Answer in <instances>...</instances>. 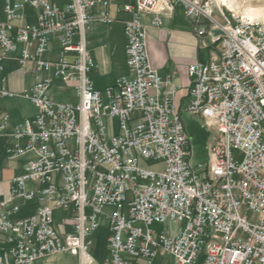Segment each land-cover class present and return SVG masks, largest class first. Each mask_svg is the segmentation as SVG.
I'll use <instances>...</instances> for the list:
<instances>
[{
  "label": "built area",
  "instance_id": "2783aa9c",
  "mask_svg": "<svg viewBox=\"0 0 264 264\" xmlns=\"http://www.w3.org/2000/svg\"><path fill=\"white\" fill-rule=\"evenodd\" d=\"M177 6L197 36L208 33L216 44L208 61L188 66L185 111L215 131L197 165L174 99L179 86L152 65L144 21L152 14L150 26L161 27ZM112 8L130 14L129 73L103 93L90 76L96 63L86 32L93 20L112 23ZM217 9L223 22L210 0H4L0 98L26 97L37 112L13 126L6 148L9 160L31 156L0 200V264H35L66 250L91 264L92 236L103 224L102 264H152L160 252L178 264H264V28ZM202 20L208 26L198 27ZM12 57L35 73L20 92L3 73ZM55 79L76 102L51 97ZM10 125L2 113L0 139ZM31 202L35 211L16 218ZM57 210L71 233L59 231ZM166 223L175 227L154 233Z\"/></svg>",
  "mask_w": 264,
  "mask_h": 264
},
{
  "label": "crops",
  "instance_id": "0c3cea01",
  "mask_svg": "<svg viewBox=\"0 0 264 264\" xmlns=\"http://www.w3.org/2000/svg\"><path fill=\"white\" fill-rule=\"evenodd\" d=\"M3 7L4 0H0V19L4 18ZM29 12L27 20L34 21L33 11L29 10ZM111 12L115 18L112 23L105 24L99 20H93L86 32L87 49L96 63V68L91 72L90 76L94 87L103 93L106 92L108 87L115 84L118 77L129 73L126 63L124 27L125 21L130 18V14L123 11L117 12L114 8L111 9ZM151 17L152 14L144 17L148 34L150 59L154 68L162 76L170 75L172 84L179 86L175 91L174 99L182 113L189 98L191 77L188 74V66L193 62L208 61L211 54L216 50V44L213 43L211 35L208 33L201 37L197 36L195 29H193L195 24L186 17L182 6H177L173 12L163 15V25L161 27L150 26ZM201 26H208V23L202 20L198 27ZM205 52H208L207 60L203 58ZM3 73L9 78V86L15 92H20L27 87L28 77L35 78L33 66L31 64L21 66L14 57L5 60ZM55 83L69 88L75 96L73 89L59 79H55L50 94L53 90L55 91ZM4 112L10 115L11 125L6 131V135L0 139V200L8 197L11 180L24 172L27 159L31 156L30 153H27L18 159L9 160L7 158L6 148L14 143V138L10 135L13 131V126L27 117L35 115L37 109L33 114L17 116L14 111H6L0 107V116ZM24 142L22 141V143ZM36 207V202L28 203L15 217L26 216L35 211ZM63 215L64 213L62 212L59 222L57 223L56 221L57 227L62 234L71 233L73 229L71 225L61 223ZM97 231L93 236L96 235ZM105 233V245L108 253L102 256H93L94 261L91 264H102L109 257L107 227L105 228ZM35 264H81V261L78 255L66 250L38 259Z\"/></svg>",
  "mask_w": 264,
  "mask_h": 264
},
{
  "label": "rangeland",
  "instance_id": "374dc122",
  "mask_svg": "<svg viewBox=\"0 0 264 264\" xmlns=\"http://www.w3.org/2000/svg\"><path fill=\"white\" fill-rule=\"evenodd\" d=\"M212 2L214 16L219 22H223V17L219 13L217 7L221 6L223 11L227 13H236L240 16H244L245 9L249 7L253 8H264V0H227V4L224 5L219 0H210ZM30 12H26L25 15L29 16ZM254 21L259 22L264 28V18H258ZM204 60L208 59V52L204 53ZM9 73V72H8ZM35 80V78L28 77L26 82V88ZM55 91L53 90L51 95L55 100L58 101H69L76 102V98L71 90L64 85L55 83ZM23 90V89H22ZM0 107L6 111H14L17 116L30 115L36 112V109L31 102L23 96H16L14 98H3L0 99ZM182 119L185 122L186 130L188 131L191 140L194 143V158L193 164L197 165L199 162H206L208 159V144L215 135V131L204 125V120L196 115L191 114L188 111H182ZM151 164L152 161H149ZM62 211L59 210L55 213L57 223L60 220ZM175 224H155L153 225L154 233L158 230L173 229ZM71 228V227H69ZM105 228L103 226L97 231L96 235L93 236V243L91 248L92 256H102L108 253L105 245ZM139 264H145L143 261H139ZM152 264H178L175 259L163 252L153 260Z\"/></svg>",
  "mask_w": 264,
  "mask_h": 264
},
{
  "label": "bare ground",
  "instance_id": "6f19581e",
  "mask_svg": "<svg viewBox=\"0 0 264 264\" xmlns=\"http://www.w3.org/2000/svg\"><path fill=\"white\" fill-rule=\"evenodd\" d=\"M221 3L223 2L224 5L227 4V0H219ZM221 7V6H220ZM244 15L246 18L254 21L258 18H264V8H253L249 7L245 9Z\"/></svg>",
  "mask_w": 264,
  "mask_h": 264
},
{
  "label": "water",
  "instance_id": "95a60500",
  "mask_svg": "<svg viewBox=\"0 0 264 264\" xmlns=\"http://www.w3.org/2000/svg\"><path fill=\"white\" fill-rule=\"evenodd\" d=\"M221 31H217L216 33L218 34V33H220Z\"/></svg>",
  "mask_w": 264,
  "mask_h": 264
}]
</instances>
